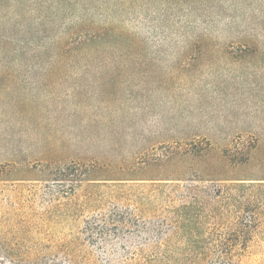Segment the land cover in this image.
Masks as SVG:
<instances>
[{"label": "rangeland", "instance_id": "obj_1", "mask_svg": "<svg viewBox=\"0 0 264 264\" xmlns=\"http://www.w3.org/2000/svg\"><path fill=\"white\" fill-rule=\"evenodd\" d=\"M0 264H264V0H0Z\"/></svg>", "mask_w": 264, "mask_h": 264}]
</instances>
